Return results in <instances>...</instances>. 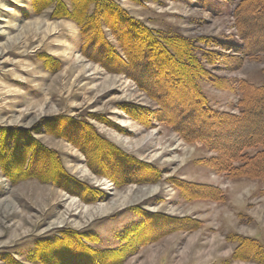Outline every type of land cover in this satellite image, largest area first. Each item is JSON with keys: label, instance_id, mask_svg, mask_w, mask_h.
I'll list each match as a JSON object with an SVG mask.
<instances>
[{"label": "rangeland", "instance_id": "obj_1", "mask_svg": "<svg viewBox=\"0 0 264 264\" xmlns=\"http://www.w3.org/2000/svg\"><path fill=\"white\" fill-rule=\"evenodd\" d=\"M241 1L108 0L151 31L200 41L203 58L225 57L204 65L212 77L257 88L264 53L229 50L240 44L232 11ZM52 12L0 0V264H88L98 252L114 264L128 245L134 252L119 264H264L261 183L214 169V152L161 122L109 31L104 66L102 54L82 53L79 27ZM252 33L264 44L263 31ZM159 64L151 91L171 115L187 102L185 73ZM198 87L210 110L237 113L239 94L208 79ZM19 156H31L33 175L22 177ZM68 234L84 244H61ZM243 239L255 241L261 263L237 250Z\"/></svg>", "mask_w": 264, "mask_h": 264}, {"label": "trees", "instance_id": "obj_2", "mask_svg": "<svg viewBox=\"0 0 264 264\" xmlns=\"http://www.w3.org/2000/svg\"><path fill=\"white\" fill-rule=\"evenodd\" d=\"M31 1L35 15H41L49 7H53L50 19L74 22L79 27L83 39L82 53L87 56L86 49L102 54L103 59H99L97 63L104 66L107 64L105 59L112 58L107 55L110 52L114 54L113 49L104 40V30L109 31L125 58L119 59V62L122 67L129 66V69L133 70L134 75L131 78L158 105L161 110V122L169 125L184 141L202 143L214 152L217 157L209 160L211 165H215L214 169L226 172L231 178L258 181L264 194V84L256 88L243 81L231 82L212 77L204 65L222 64L225 57L208 55L203 58L202 50L197 47L200 41L194 43L175 35L166 36L151 31L125 16L123 11L108 0H68L73 8L71 12L62 0ZM232 12L240 44L238 48L229 50L247 58L264 53L263 42L252 40L254 37L252 32H264V0L241 1ZM125 40L127 45L124 44ZM231 61L233 62V59ZM159 63H167L169 68L181 69L185 73L183 79L187 84V102L181 106L180 111L171 115L168 113L164 94L154 95L151 91V86L155 84L154 77L159 76L158 69L161 67ZM205 79H208L216 89L240 95L237 113L213 111L206 106V99L198 87V81ZM100 144L103 147L105 143ZM248 150H255L256 153L248 155ZM30 161L31 156H26L25 160H21L20 156L15 158V166L23 170L22 177L30 175L32 171ZM0 164L3 165L1 161ZM56 167L60 166L56 164ZM35 177L41 176L36 174ZM72 239L82 243L79 238L68 234L65 241L61 240V244L71 242ZM125 249L114 254L117 260L114 264H119L122 257L132 255L134 252L132 245ZM237 250L245 252L250 260L262 262L260 258H256L259 252L253 240L243 239ZM107 253L98 252L88 256V264H106L104 259Z\"/></svg>", "mask_w": 264, "mask_h": 264}]
</instances>
